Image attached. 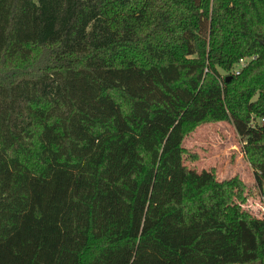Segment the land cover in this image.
<instances>
[{"label":"trees","instance_id":"obj_1","mask_svg":"<svg viewBox=\"0 0 264 264\" xmlns=\"http://www.w3.org/2000/svg\"><path fill=\"white\" fill-rule=\"evenodd\" d=\"M263 43L264 0H0V264H264V219L164 169L230 121L264 202Z\"/></svg>","mask_w":264,"mask_h":264},{"label":"rangeland","instance_id":"obj_2","mask_svg":"<svg viewBox=\"0 0 264 264\" xmlns=\"http://www.w3.org/2000/svg\"><path fill=\"white\" fill-rule=\"evenodd\" d=\"M243 65L241 63L239 67ZM164 166L171 172L170 179L176 187L192 186L204 173L212 174L218 183L226 184L225 189H218L219 193H210L206 197L230 204L231 219L242 214L264 219L261 189L245 155L244 142L230 121L207 119L198 124H185L182 153L169 158ZM222 216L221 212L220 219Z\"/></svg>","mask_w":264,"mask_h":264},{"label":"water","instance_id":"obj_3","mask_svg":"<svg viewBox=\"0 0 264 264\" xmlns=\"http://www.w3.org/2000/svg\"><path fill=\"white\" fill-rule=\"evenodd\" d=\"M263 45H264V43H263Z\"/></svg>","mask_w":264,"mask_h":264}]
</instances>
